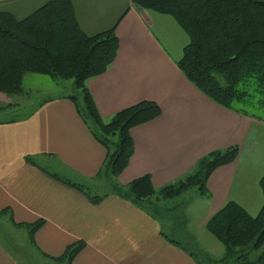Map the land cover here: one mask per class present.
I'll return each instance as SVG.
<instances>
[{
  "label": "crops",
  "instance_id": "obj_1",
  "mask_svg": "<svg viewBox=\"0 0 264 264\" xmlns=\"http://www.w3.org/2000/svg\"><path fill=\"white\" fill-rule=\"evenodd\" d=\"M46 1L0 0V11L23 18ZM72 4L87 33L109 28L125 11L114 30V59L104 72L85 81L102 120L143 99L161 107L159 116L131 128L134 150L116 177L119 184L149 174L159 188L189 173L209 151L238 146L236 158L209 175L207 194L192 191L184 200V237L194 248L221 256L222 244L207 231L206 222L230 200L252 216L258 213L263 202L259 179L264 176V120L217 104L183 75L176 61L188 36L172 16L130 0ZM30 74L35 73L23 76L22 94L0 92V112L19 106L15 96L26 93ZM22 113L0 118V215L11 228L8 242L0 237V264H68L56 258L76 241L84 245L69 264H197L187 246L164 234L159 218L112 192L109 184L93 180L106 149L68 94L43 98ZM64 180L84 186L89 195H94L92 188L108 187L90 198ZM37 221L29 236L28 225Z\"/></svg>",
  "mask_w": 264,
  "mask_h": 264
},
{
  "label": "trees",
  "instance_id": "obj_2",
  "mask_svg": "<svg viewBox=\"0 0 264 264\" xmlns=\"http://www.w3.org/2000/svg\"><path fill=\"white\" fill-rule=\"evenodd\" d=\"M130 1L172 16L185 31L188 42L176 66L197 89L223 107L264 120V0ZM124 12L109 28L87 33L76 20L72 0H47L23 18L1 10L0 92L8 96L22 94L25 73L45 74L62 81L71 79L82 92L83 100L80 104L74 94L69 97L91 134L106 149L97 176L109 180L112 192L158 218L160 200L190 189L206 195L209 175L232 162L238 146L209 151L189 173L159 188L153 185L149 174L135 177L125 185L116 181L134 150L131 128L161 114L158 103L143 99L119 109L104 122L85 85L86 79L104 72L114 59L118 48L114 30ZM64 181L90 198L95 197L84 186ZM259 184L263 202L256 215L230 200L208 218L206 229L222 244L221 256L202 257L191 242L166 235L172 242L187 246L197 264H207L206 258L213 264H264V176ZM171 212L174 215L167 217L181 222L177 225L180 234L185 225L184 213L177 217V212ZM39 224L37 221L28 225L29 236ZM83 245L82 241L67 245L56 259H66L69 264Z\"/></svg>",
  "mask_w": 264,
  "mask_h": 264
},
{
  "label": "rangeland",
  "instance_id": "obj_3",
  "mask_svg": "<svg viewBox=\"0 0 264 264\" xmlns=\"http://www.w3.org/2000/svg\"><path fill=\"white\" fill-rule=\"evenodd\" d=\"M30 75H32V76H29L30 78L28 77L25 78L26 86L24 87H25L26 93L22 96H15V99H18V101L20 102L19 106L17 107L15 106L11 109H7V110L0 112V118H9V117L14 116V114H16L17 112H22V111L23 113H26L28 110H30L32 105L37 104V102L41 101L43 98L59 96L63 94H68V95L74 94L75 97L77 98L76 101L80 102L81 104V100H83L82 92L80 91V89H77L76 87L73 86L71 79L62 81V80H53L52 78H50L49 75H45V74H30ZM262 116H264V114H262ZM93 180L96 182L102 183V184L104 183H106L107 185L109 184V182H107L109 180H107L106 182L99 181L98 177H95ZM107 187L108 186L103 187V188L101 187L102 189L92 188L90 190L93 194L95 193L100 194L101 192H103V189ZM192 191L197 192L194 189H190L172 198H169L163 201L160 200L157 202L159 204V205L157 204L158 207H161L160 209L161 213L158 215V218L163 222V231L165 234H167L172 239L178 238L183 241H187L188 239L187 236L184 237L185 235L184 230L180 234H179V231L177 230V225L181 224V222L179 221L180 223L178 224L177 222H174L168 219L167 216L172 214L171 211L177 212L176 214L177 217L181 215L182 213H184L183 206L185 208V204H186L185 201L188 200V197L191 195ZM162 212H164V214H162ZM169 217H173V216H169ZM9 227L10 226L7 224V219L0 215V237L1 236L4 237L2 238L3 241L6 240L8 242V239L10 240L11 238L10 236L11 228ZM20 233H26V232H23V230H20ZM16 236H18L17 232H16ZM23 243L24 245L25 243L27 244V240H23ZM194 246L196 247L197 245L194 244ZM194 250L197 253H199L200 256L202 257H205L206 255H208L204 249L195 248ZM23 252L24 253L27 252L26 248L23 249ZM206 263L213 264L207 258H206ZM224 264H233V263L231 261H227Z\"/></svg>",
  "mask_w": 264,
  "mask_h": 264
}]
</instances>
